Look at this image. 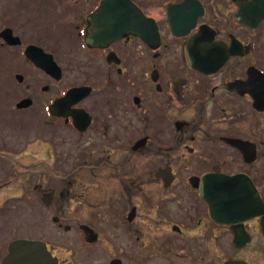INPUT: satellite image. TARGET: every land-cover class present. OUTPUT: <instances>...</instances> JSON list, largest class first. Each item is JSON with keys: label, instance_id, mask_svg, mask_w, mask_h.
I'll list each match as a JSON object with an SVG mask.
<instances>
[{"label": "flooded vegetation", "instance_id": "af4514ba", "mask_svg": "<svg viewBox=\"0 0 264 264\" xmlns=\"http://www.w3.org/2000/svg\"><path fill=\"white\" fill-rule=\"evenodd\" d=\"M101 1L98 0L87 12L80 11L76 17L86 48L97 53L107 65L115 67L118 73L126 71L125 66L129 62L131 65L141 64L137 58H143L144 62L151 64V72L145 71L143 76L146 80L145 83L148 84L147 92L151 88L163 96L164 102L160 106L164 108L165 112L169 108H175V99L183 103L184 109H181V112L185 111V108L190 111L191 108L195 109V113L189 118H176L173 121L175 133L173 138L176 147L187 149L189 154L196 152V174H190L186 177V182L193 187L191 189L194 195L196 193V200L201 199L206 205L205 209L202 210L203 217H200V211L196 213V207H158L162 215L158 212L155 215L156 212H153V207H151L152 210L150 207H145L148 212L143 218L147 220L140 223V229L138 228L140 234L134 235L130 243V264H196V245H198L196 243H199L201 239V228L205 233L208 230L206 235L209 244L208 249L211 248L209 256L218 254L219 258L223 257L221 264H264V211L241 222L222 224L212 218L208 204L200 195L202 178L208 173L244 174L255 184L264 202V105H260V108L254 105L256 96L264 99V75H261L264 74V18L255 28L238 19L242 5H248L252 0H144V2L132 0L146 16L155 20L159 38L148 44L143 38L130 34L107 47H91L85 42L88 26L87 17L100 6ZM156 12L160 18L155 16ZM180 14L182 17L178 18L177 16ZM202 26L207 27L203 30ZM147 29H151L149 24ZM200 30L209 34L214 33V41L220 42V46L234 47L237 50V53L230 55L217 72L210 75L192 68L187 55V45L190 39L196 36ZM250 30L254 32L257 30V39H250ZM177 33H184L185 35L178 36ZM1 38L5 43L11 45L3 37ZM208 38L205 39L210 40ZM137 41L142 43L141 50L135 45ZM200 46L205 47L207 45ZM209 47V53L198 49L201 53H197V58L206 54H209L210 57L216 56V52L213 50L217 45L212 44ZM24 55L32 66L39 68L26 56L25 49ZM148 56H150L149 60ZM169 63L180 66L186 65L195 73V77L191 79L180 77L179 80L177 77L170 79L165 77L161 68L162 65L166 66ZM59 66L62 70L61 77L55 78L50 75L57 80L63 77V68L60 64ZM171 68L174 66L172 65ZM251 70L257 73L252 74ZM18 77L22 80L21 75ZM76 86L90 87L89 95L69 108H80L89 114L90 122L86 128L82 130L78 127L83 121H86L84 118H80L81 120L78 119L76 122V118L72 114L59 115L55 110L53 111L56 101L64 97L68 90L75 86L65 88L45 104L48 116L45 121L46 125L51 127L56 120H63L65 125L71 124L80 133H86L92 129L96 123V116L92 110L82 106V103L91 95L94 86L88 83ZM137 92L141 96H135L133 99L131 129L135 130L137 122H139L141 130L149 131L152 129V124L155 123L162 131L166 132L167 118L163 120V113H161L160 108H151L149 105L151 100L147 99L145 95L147 92L144 87H141ZM100 98L98 101L102 102V98ZM177 101L176 108H178ZM30 105L31 99L23 98L16 103L15 107L25 109ZM158 117H161L160 121L157 119ZM253 117L258 119V124L252 122ZM1 138L2 136L0 137V192L5 190L4 195H6L7 181H9L3 182V177L8 176L3 165L7 162L22 163L23 156L19 154H25L28 151L27 155L31 156L32 164L25 165L24 169L18 166V174L24 175L25 172L32 174L34 182H23L20 190L24 194L34 193L32 201L27 203L29 207H45L50 211H55L58 194L62 193H58L54 187V184L57 183V176H60L56 164L67 162L55 154L56 145L51 140L38 137L34 143L42 146L39 154L30 151L28 143L22 145L19 143L24 147L26 145V149L24 147L25 150L23 148L18 149L15 153L20 152L14 159L8 157L9 148L5 146L6 142ZM90 142L87 141V143ZM138 142L140 145L135 148ZM50 143L52 146L49 145ZM150 144V136L148 134L141 135L134 141L129 149L130 152L122 161H116L110 156L112 152H117L116 144H113V147L102 145L101 148L98 146V157H102V159L97 164L91 163L92 158L87 157V154L92 156L93 148H83L84 144L82 147L84 161L79 166L101 172L105 168H113L117 171L118 176L125 178L129 174L123 170L124 166H129L132 163L128 160L131 159V153H136ZM70 152L69 147H67L68 161H72ZM168 167L171 168L173 179L170 185L166 186L164 178L162 176L157 177L156 174ZM77 168L78 166L75 169ZM74 174L71 171L69 175L67 174L68 176L61 175L59 178L63 179L64 177L67 180ZM153 175L167 191L178 185L179 175L171 165L160 167ZM134 186H136V182L131 181L126 188L131 190ZM187 189L190 190V187ZM64 194L62 193L63 202L70 199L69 197L65 198L66 195ZM172 195L166 194V199L171 198ZM181 195H186V193L182 192ZM5 201L7 200L4 199L0 203V264H5L4 261L10 253V245L17 239L44 242L48 252L56 259L55 264H73L69 259L61 256L62 251L58 249L51 235L36 236V231L33 228V234L29 236L22 235L4 239L2 235L6 233L7 227V222L4 220ZM21 203L24 205L23 202ZM66 204L67 202L64 206H60V209L67 207L68 204ZM10 205L20 207L17 204ZM196 214L197 217L199 216L198 219H196ZM139 217V207L132 206L127 215L128 221L134 223ZM54 218L56 219L55 214ZM80 227L84 230L85 235L82 236V240H85V243H97L99 241L98 234H94L93 229L87 223ZM159 233H162L163 236L158 237ZM197 249H199V245ZM120 250L121 248L116 251L121 252ZM28 259L27 261H16L15 264H32V259ZM114 261L119 262L115 264H123L120 257L113 258L110 264H114ZM44 263L51 264L52 261L50 258H46ZM212 264H216V262L213 261Z\"/></svg>", "mask_w": 264, "mask_h": 264}, {"label": "rangeland", "instance_id": "374dc122", "mask_svg": "<svg viewBox=\"0 0 264 264\" xmlns=\"http://www.w3.org/2000/svg\"><path fill=\"white\" fill-rule=\"evenodd\" d=\"M97 1L0 0V32L5 27L11 28L12 33L20 40L17 44L8 45L0 37V137L9 148L7 155L15 159L20 151L15 152L23 148L24 145H21L25 143H28L30 151L40 154L42 146L34 143L40 137L51 140L56 145L55 154L67 161L56 164L59 175H69L71 171L75 173L68 181L57 176L55 189L58 193H65V198L70 199L65 200L67 207L60 209L65 202L62 193L58 194L57 209L50 211L45 207H29L27 203L32 201L34 193L24 194L20 190L23 182H34L32 174H18V166L24 169L25 165L32 164L28 151L19 154L23 156L22 163H5L3 169L8 172V176L3 177V182L9 181L6 195L5 190L0 192V203L7 200L4 215L7 227L2 236L4 239L29 236L33 234V228L36 236L51 235L62 251L61 256L73 264H110L115 257H120L123 264H130V243L134 235L140 234V223L147 220L143 218L148 212L145 207H153L155 215L157 212L162 213L158 207H196V213L200 211V217L204 216L202 210L206 205L201 199L196 200L193 187L186 182V177L196 174V152L189 154L187 149L176 147L173 138V121L176 118H189L195 113V109L191 108L190 111L185 108L181 112L184 109L183 103L175 99V108H169L165 112L160 106L164 102L163 96L151 88L147 92L148 84L143 76L145 71L151 72V64L144 62L143 58H137L141 64L131 65L129 62L125 66L126 71L118 73L115 67L107 65L97 53L86 48L76 17L82 10L89 11ZM155 16L160 18L157 12ZM256 34L257 30H250V39H257ZM29 44L39 45L55 56L63 68L62 79L52 78L27 61L24 49ZM135 45L141 50L140 41ZM172 65L174 68H171ZM161 69L169 79L195 77V73L186 65L169 63L162 65ZM18 75H21L22 80ZM86 83L94 86L91 95L82 103V106L92 110L96 116L92 129L80 133L71 124L65 125L63 120H56L51 127L46 125L48 116L45 104L65 88ZM141 87L145 88V95L151 100V108L159 107L163 120L167 118L166 132L155 123L149 131L141 130L139 122L135 130L131 129L133 99L141 96L137 92ZM99 97L102 102L98 101ZM23 98H30L31 105L25 109H17L16 103ZM176 101L178 108L175 106ZM161 117L157 119L160 121ZM252 120L254 124H258L257 118L253 117ZM144 134L150 136L151 144L131 153V159L128 160L132 163L124 166L123 170L129 174L125 178L118 176L113 168H105L101 172L79 166L84 161L83 148H93L92 156L87 154L88 158H92L91 163L100 162L102 157H98V146L102 148V145L113 147L116 144L117 152H112L110 156L116 161H122L130 152L134 141ZM88 140L91 142L87 143ZM49 145L52 146V143ZM67 147L71 151L72 161L67 159ZM24 148L26 149V145ZM166 165H171L179 175L178 185L170 191L153 175L157 169ZM131 181L136 182V186L127 190ZM182 192L186 195L180 196ZM166 194L174 195L166 199ZM134 205L139 207L140 217L136 222L130 223L127 215ZM54 214L56 219H53ZM198 218L196 214V219ZM86 223L94 234H98L97 243L87 244L82 240L85 234L80 226ZM206 231L203 232L201 228V239L196 243L199 245V249L196 245V264H212L213 261L221 264L223 257L219 258L218 254L209 256L211 248L208 249V230ZM162 236V233L158 234V237ZM120 248L121 252H117Z\"/></svg>", "mask_w": 264, "mask_h": 264}, {"label": "water", "instance_id": "95a60500", "mask_svg": "<svg viewBox=\"0 0 264 264\" xmlns=\"http://www.w3.org/2000/svg\"><path fill=\"white\" fill-rule=\"evenodd\" d=\"M177 17L180 18L182 15L180 14ZM195 18L196 16L193 21ZM263 18L264 0H252L248 5H242V9L238 14V19L247 22L252 28L257 27ZM87 21L85 42L91 47H107L130 34L143 38L148 44L152 40L159 38L158 26L155 20L146 16L142 9L132 0H102L100 6L88 15ZM148 24L151 29H147ZM206 27L202 26L201 28L204 30ZM0 35L10 44H17L20 41L19 38L13 35L11 28H4ZM177 35L183 36L185 34L177 33ZM212 44L217 45L213 50L216 52V56L210 57L209 54H206L201 58H197V53H201L198 49L209 53V45ZM200 45L207 46L203 47ZM236 53L237 50L234 47H222L220 42H215L214 33L209 34L202 30L196 36H193L187 45L190 65L192 68L207 75L217 72L225 64L229 56ZM25 54L36 66L46 71L49 75L55 78L61 77V67L52 53L45 51L38 45L30 44L25 48ZM251 72L252 74L257 73L254 70H251ZM89 93L90 87L88 86L72 87L64 97L56 101L53 111L55 110L59 115L72 114L76 118V122H78V119L84 118L86 121L78 125L83 130L90 122L89 114L80 108H69L88 96ZM254 105L257 107L264 105V99L256 96ZM139 143L135 148L140 145ZM171 174V168L168 167L160 170L156 175L157 177L162 176L165 180V185L168 186L173 179ZM200 195L208 204L210 215L218 223L241 222L264 211V202L255 184L244 174L208 173L202 178ZM28 258L32 259V264H45L46 258L51 259V264L56 262V259L48 252L44 242L17 239L11 243L10 253L4 263L13 262L15 264L16 261H27L29 260ZM115 263L119 262L114 261Z\"/></svg>", "mask_w": 264, "mask_h": 264}, {"label": "trees", "instance_id": "16d2710c", "mask_svg": "<svg viewBox=\"0 0 264 264\" xmlns=\"http://www.w3.org/2000/svg\"><path fill=\"white\" fill-rule=\"evenodd\" d=\"M83 22H84V23L86 22L84 18H83Z\"/></svg>", "mask_w": 264, "mask_h": 264}]
</instances>
